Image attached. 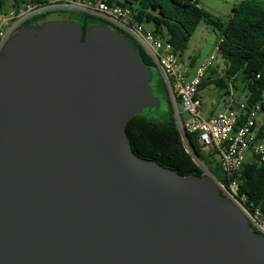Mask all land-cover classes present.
<instances>
[{"label":"water","instance_id":"obj_1","mask_svg":"<svg viewBox=\"0 0 264 264\" xmlns=\"http://www.w3.org/2000/svg\"><path fill=\"white\" fill-rule=\"evenodd\" d=\"M123 32L23 25L0 54V264H264V233L218 180L139 157L161 100ZM193 149V148H192ZM204 168V167H202Z\"/></svg>","mask_w":264,"mask_h":264},{"label":"trees","instance_id":"obj_2","mask_svg":"<svg viewBox=\"0 0 264 264\" xmlns=\"http://www.w3.org/2000/svg\"><path fill=\"white\" fill-rule=\"evenodd\" d=\"M105 1L128 6L133 10L137 21L153 23L154 31L168 40L179 55L186 50L190 37L200 23L209 17L208 11L200 5L201 0ZM28 3L43 5L46 0H0V15L9 8L19 9ZM54 10L37 14L24 25L38 22ZM76 13L83 22L84 31L89 23L101 21L82 12ZM214 23H217L220 30L218 49L225 61V68L222 75L205 80L200 90L213 83L218 89L221 88L220 91L226 89L224 94H230L229 84L235 89L242 85L247 91L245 98L250 106L261 102L259 116L262 117L258 137L264 141V0H239L227 21ZM129 38L144 60L154 66L143 48L132 37ZM193 60L196 61V58L193 57ZM209 72L214 74L215 69L212 67ZM157 87L165 91L169 99L163 80L157 82ZM154 94L156 95L155 92ZM127 133L130 144L139 157L154 160L181 174L204 176V169L188 151L178 129L173 106H170L169 114L160 119L144 114L133 116L127 123ZM186 137L197 159L204 163L218 181L226 185L227 177L220 166V152L217 149H206L197 132L187 131ZM238 177L240 194L246 196L245 206L251 212L259 209L264 219V164L245 161Z\"/></svg>","mask_w":264,"mask_h":264},{"label":"built area","instance_id":"obj_3","mask_svg":"<svg viewBox=\"0 0 264 264\" xmlns=\"http://www.w3.org/2000/svg\"><path fill=\"white\" fill-rule=\"evenodd\" d=\"M68 9L93 16L132 37L159 68L166 92L174 108L176 124L183 136L188 151L199 160L186 137V132L199 133L206 149H217L221 155V168L227 183L220 181L222 196L239 205L252 226L264 233V219L259 209L251 212L245 206L246 196L240 194L238 173L251 153L250 161L264 164V141L258 137L261 102L249 105L247 99H238L233 94L226 99L225 110L205 116L202 113L200 88L215 64V55L201 61L189 76L185 64L174 46L145 23L137 21L133 10L122 4H109L105 0H46L43 5L28 3L22 8H9L0 15V54L9 37L25 22L48 10ZM181 105L187 117L178 109Z\"/></svg>","mask_w":264,"mask_h":264},{"label":"rangeland","instance_id":"obj_4","mask_svg":"<svg viewBox=\"0 0 264 264\" xmlns=\"http://www.w3.org/2000/svg\"><path fill=\"white\" fill-rule=\"evenodd\" d=\"M238 1L239 0H201L200 2L201 7L208 11L209 17L206 21H202L200 23L194 34L190 37L187 48L182 53V55H180V58L181 60L186 61L192 57H195V62L199 64L201 61L207 59L211 55H215V64L213 66L215 72L214 74L213 72H208L207 79L222 75L225 68V61L218 49V35L220 30L218 29L217 23L214 22L227 21L232 13V8L238 3ZM73 12L77 14L75 11ZM145 25L151 30L155 29L154 24L151 22H146ZM151 67L154 73V77L150 83L154 87V92L161 100L160 107L154 108L152 110L151 116L153 118L160 119L166 117L169 114L170 106H172V103L167 98L165 91L160 90L157 87V82L160 79L162 80V75L159 68L156 65ZM229 88V91L238 99H244L247 95V91L242 85L238 89H235L233 85L229 84ZM219 89L215 84L211 83V85H206L205 87H203L200 90V94L205 102H211L214 99V96L219 97ZM225 91L226 89H223L222 92L225 93ZM178 109L182 111V116L186 118L187 114L183 112V108L180 104L178 105ZM215 109H217V111H222L221 106L218 105H216ZM261 117L262 115L259 116L260 123ZM250 159L251 154L246 153L245 160L250 161ZM198 164L201 167H204L203 169L205 173L209 172L204 163L199 161Z\"/></svg>","mask_w":264,"mask_h":264},{"label":"crops","instance_id":"obj_5","mask_svg":"<svg viewBox=\"0 0 264 264\" xmlns=\"http://www.w3.org/2000/svg\"><path fill=\"white\" fill-rule=\"evenodd\" d=\"M185 64H187L189 76H191L194 73L195 68L197 67L198 64L193 60V57L190 58L189 60H186ZM214 77H216V76H214ZM209 85H211V84H209ZM230 94H232V93H230ZM218 96L219 97L214 96V99L211 102H209V101L205 102L203 97L201 96L202 97V102H203L202 113L205 116L220 112V111H217V109H215L216 105L221 106L222 111L225 110L226 99L228 97V94H224L222 91H219ZM224 96H226V97H224ZM249 154H251V153H249ZM251 159H252V155H251Z\"/></svg>","mask_w":264,"mask_h":264},{"label":"flooded vegetation","instance_id":"obj_6","mask_svg":"<svg viewBox=\"0 0 264 264\" xmlns=\"http://www.w3.org/2000/svg\"><path fill=\"white\" fill-rule=\"evenodd\" d=\"M49 15H62V16H77V14H75L72 10H68V9H55L53 11V13H49L47 16ZM153 87V86H152Z\"/></svg>","mask_w":264,"mask_h":264}]
</instances>
